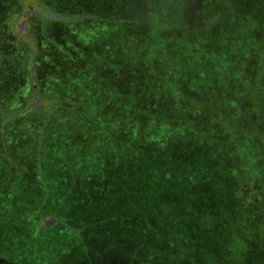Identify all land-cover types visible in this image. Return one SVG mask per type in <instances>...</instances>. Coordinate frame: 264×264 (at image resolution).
I'll return each instance as SVG.
<instances>
[{"label": "rangeland", "instance_id": "374dc122", "mask_svg": "<svg viewBox=\"0 0 264 264\" xmlns=\"http://www.w3.org/2000/svg\"><path fill=\"white\" fill-rule=\"evenodd\" d=\"M22 1L78 22L34 83L0 4V264H264V0Z\"/></svg>", "mask_w": 264, "mask_h": 264}, {"label": "trees", "instance_id": "16d2710c", "mask_svg": "<svg viewBox=\"0 0 264 264\" xmlns=\"http://www.w3.org/2000/svg\"><path fill=\"white\" fill-rule=\"evenodd\" d=\"M13 1H16L17 4H19V7H18L19 9L17 8L18 15H17L16 21L13 27L8 29L6 32L7 39H8V44L6 45V48L10 50L9 62H11L12 65H15V67H18L20 69H23L24 71H27L28 74L26 75H28V78L31 79L34 83H38V79L35 77L36 75L32 74L36 67L35 57L37 55V52L35 51L34 43L28 39V35H27V39L23 36V32H26L28 29V23L26 21H22L19 24H16L18 21V17L24 14H28L29 8L31 7L32 12L41 14L40 19L45 20V22H49V20H52L53 22L58 23V24H61V23L74 24L78 22V18L76 17L77 15H74V14L53 12L51 10H48L44 6H42V4L38 6H34L32 4L26 5L25 3H23L22 0H2L0 4L3 6L9 5ZM80 1H86V0H80ZM88 1L90 2L91 1H101V3L99 4L100 9H102L106 4V0H88ZM109 4L111 5L113 3H109ZM23 53L24 55L22 56ZM15 59H17L18 62L20 63L18 66H17V61ZM24 75L25 74H22L21 76L24 78L25 77ZM41 95L42 94L40 92V89L37 86H35L32 92V96H33L32 103L29 104V102L26 100L25 105L28 107L26 108L24 112L25 114L27 112L31 114L32 111H36V110H39L45 107L42 100L46 96H43V95L41 96ZM39 97H41L40 99L41 101L39 100ZM46 108L48 109V113L50 114V117H53L55 115L53 106L48 105L46 106ZM46 224L47 226H52L55 223L53 220H48Z\"/></svg>", "mask_w": 264, "mask_h": 264}]
</instances>
